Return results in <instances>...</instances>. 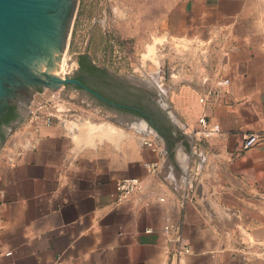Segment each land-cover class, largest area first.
<instances>
[{
	"label": "crops",
	"instance_id": "1",
	"mask_svg": "<svg viewBox=\"0 0 264 264\" xmlns=\"http://www.w3.org/2000/svg\"><path fill=\"white\" fill-rule=\"evenodd\" d=\"M162 10L154 40L179 39L187 70L156 101L166 133L143 130L157 148L114 111L113 124L21 119L0 144V264H264V139L241 148L264 133V0ZM202 113L220 130L198 140ZM132 176L143 189L117 202Z\"/></svg>",
	"mask_w": 264,
	"mask_h": 264
},
{
	"label": "rangeland",
	"instance_id": "2",
	"mask_svg": "<svg viewBox=\"0 0 264 264\" xmlns=\"http://www.w3.org/2000/svg\"><path fill=\"white\" fill-rule=\"evenodd\" d=\"M170 3L174 11L179 9L180 0H168ZM164 4L165 0H77L65 49L57 53L50 45L47 53L35 58L34 64L49 67L43 69L49 73L65 76L75 56L86 52L97 64L139 85L144 99L151 97L167 105L170 95L166 87L171 80L180 81L184 76L187 56L180 40L171 36L167 40L164 31L162 40H154L157 30L153 16L159 8L164 11ZM149 13H152L150 19ZM55 90L59 96L47 100L42 111L38 110L39 105L30 106L35 115L47 120L75 122L111 123L115 119L110 108L92 103L74 88ZM30 115L28 112L21 122L30 119ZM140 135L151 139L143 131Z\"/></svg>",
	"mask_w": 264,
	"mask_h": 264
},
{
	"label": "water",
	"instance_id": "3",
	"mask_svg": "<svg viewBox=\"0 0 264 264\" xmlns=\"http://www.w3.org/2000/svg\"><path fill=\"white\" fill-rule=\"evenodd\" d=\"M76 4L77 0H61L57 11L51 13L55 8L51 0H0V93L4 92L2 74L6 69L13 70L14 63L21 66L32 81H37L42 86L33 94L30 103H27L28 109L25 106L22 117L8 130L17 129L20 120L29 112V107L40 105L50 89L55 90L66 83H76L106 100L78 79L68 75L49 73L43 70L49 67L34 64L35 58L41 53H47L50 45L57 53L64 50L68 42ZM65 8L69 9L65 10ZM66 13L67 19L61 26V20ZM125 117H130V115L127 114ZM113 120L111 124L114 123ZM106 123L110 124V122ZM146 124L150 126L147 122ZM150 128L156 131L151 126ZM169 224L173 225L171 220H169Z\"/></svg>",
	"mask_w": 264,
	"mask_h": 264
},
{
	"label": "flooded vegetation",
	"instance_id": "4",
	"mask_svg": "<svg viewBox=\"0 0 264 264\" xmlns=\"http://www.w3.org/2000/svg\"><path fill=\"white\" fill-rule=\"evenodd\" d=\"M51 1L55 6L51 13H55L61 0ZM68 9L65 8V10ZM67 16L66 13L62 18L61 26L65 24ZM14 66L19 69L15 67L13 70L6 69L2 74L4 92L0 93V141L1 135H5L9 127L22 117L25 106L28 109L27 103H30L33 94L42 88L39 82L31 80L21 66L16 63ZM65 73V75L78 79L106 100L76 83H66L59 89L74 88L92 103L106 106L122 116L128 114L139 118L138 120H145L158 133H166L165 125L168 120L158 103L151 97L145 99L143 96L141 97L140 91L143 92V89L139 85L97 64L86 52L76 55L71 68Z\"/></svg>",
	"mask_w": 264,
	"mask_h": 264
},
{
	"label": "built area",
	"instance_id": "5",
	"mask_svg": "<svg viewBox=\"0 0 264 264\" xmlns=\"http://www.w3.org/2000/svg\"><path fill=\"white\" fill-rule=\"evenodd\" d=\"M228 80L224 79L222 83H227ZM58 90H50V92L43 98L42 102L38 106V110L42 111L43 108L46 107L47 100L53 99L57 96H59ZM200 101H203V98L199 99ZM29 112H31V119L35 120L38 118V114L35 115V110L31 109L29 107ZM197 121L199 123V127L191 130V134L198 140H202L206 137L212 136L216 132L220 130V126L218 123H210L206 117L205 114H201L198 116ZM264 139V133L260 131H245L241 134V148L247 149L254 145L255 143L259 142L260 140ZM144 143L153 149L157 148V144H154L152 140H149L147 142L144 141ZM144 187V184L142 180L138 177H124L115 182V199L117 202H121L132 196L133 194H136L140 192ZM165 231L170 232L171 230H176L174 224L170 225L169 221L164 226ZM150 229H146V231H149ZM175 245H176V251L175 254L178 257L184 256L186 253L189 252V246L183 241V239L180 237L178 233H174L172 237Z\"/></svg>",
	"mask_w": 264,
	"mask_h": 264
},
{
	"label": "bare ground",
	"instance_id": "6",
	"mask_svg": "<svg viewBox=\"0 0 264 264\" xmlns=\"http://www.w3.org/2000/svg\"><path fill=\"white\" fill-rule=\"evenodd\" d=\"M150 53H151V51H150ZM64 92V91H63ZM124 120V119H123ZM65 123V122H64ZM67 123H76L75 122V120L74 121H68ZM136 125L135 126H138L139 128H140V130L141 131H143V130H145V131H147V132H150V130H149V128H148V125L146 124V122L143 120H141V121H138L137 123H135ZM154 132V131H153ZM143 140V142L145 141V142H147V141H149V140H151V139H147V138H143L142 139Z\"/></svg>",
	"mask_w": 264,
	"mask_h": 264
},
{
	"label": "trees",
	"instance_id": "7",
	"mask_svg": "<svg viewBox=\"0 0 264 264\" xmlns=\"http://www.w3.org/2000/svg\"><path fill=\"white\" fill-rule=\"evenodd\" d=\"M4 138V134L1 135V140Z\"/></svg>",
	"mask_w": 264,
	"mask_h": 264
}]
</instances>
